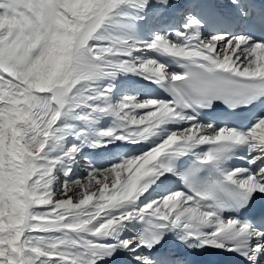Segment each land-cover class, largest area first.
I'll list each match as a JSON object with an SVG mask.
<instances>
[{
	"label": "snow or ice",
	"instance_id": "6c2138e0",
	"mask_svg": "<svg viewBox=\"0 0 264 264\" xmlns=\"http://www.w3.org/2000/svg\"><path fill=\"white\" fill-rule=\"evenodd\" d=\"M0 264H264V0H0Z\"/></svg>",
	"mask_w": 264,
	"mask_h": 264
}]
</instances>
